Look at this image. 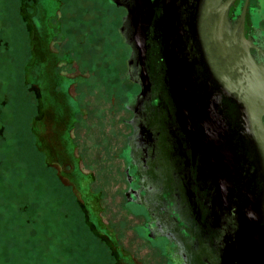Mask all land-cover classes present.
<instances>
[{
  "label": "water",
  "instance_id": "water-1",
  "mask_svg": "<svg viewBox=\"0 0 264 264\" xmlns=\"http://www.w3.org/2000/svg\"><path fill=\"white\" fill-rule=\"evenodd\" d=\"M126 1L33 0L42 112L51 159L109 264H172L141 233L145 217L125 194L126 120L132 116L126 103L139 90L135 83L139 99H146L151 75L154 94L160 79L155 50L149 63L156 2ZM232 1L165 0L159 38L176 107L185 119H200L203 132L193 121L188 133L207 147L220 203L238 219L239 232L226 241L229 261L264 264V64L245 45V14L229 26ZM119 5L128 9L121 30ZM225 101L236 107V126ZM233 131L242 138L243 163L255 183L243 203L235 190L244 191L248 182Z\"/></svg>",
  "mask_w": 264,
  "mask_h": 264
},
{
  "label": "flooded vegetation",
  "instance_id": "flooded-vegetation-1",
  "mask_svg": "<svg viewBox=\"0 0 264 264\" xmlns=\"http://www.w3.org/2000/svg\"><path fill=\"white\" fill-rule=\"evenodd\" d=\"M164 1L152 0L156 5L149 63L151 52L155 50L160 67L158 92H153L155 83L150 71V97L139 99L141 86L135 83L139 90L130 94L126 103L132 116L126 120L131 134L124 154L129 183L125 194L129 195L130 204L138 210L140 208L145 217L140 227L141 233L144 232L154 246L157 244L155 247L169 256L170 263L231 264L226 253V241L239 232L238 219L221 204L217 175L211 165L207 147L196 140L197 136L188 133L193 131V121L195 129L203 132L200 119L194 116L185 119L176 107L177 103L170 91L163 54L166 44L159 38L167 14ZM214 1L223 3L227 0ZM119 6L125 12L121 30L128 9ZM243 14L245 45L256 61L264 64V0H233L227 16L229 26L235 27ZM225 105L227 115L231 116L235 126L238 125L235 105L228 101H225ZM233 143L237 156L241 157L243 177L248 182L244 188L245 193L238 186L235 190L243 203L255 191V183L243 163L246 151L239 133H234ZM167 196L170 201L166 204L163 199Z\"/></svg>",
  "mask_w": 264,
  "mask_h": 264
},
{
  "label": "rangeland",
  "instance_id": "rangeland-1",
  "mask_svg": "<svg viewBox=\"0 0 264 264\" xmlns=\"http://www.w3.org/2000/svg\"><path fill=\"white\" fill-rule=\"evenodd\" d=\"M33 0H0V264H109L49 150Z\"/></svg>",
  "mask_w": 264,
  "mask_h": 264
}]
</instances>
